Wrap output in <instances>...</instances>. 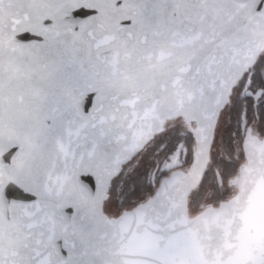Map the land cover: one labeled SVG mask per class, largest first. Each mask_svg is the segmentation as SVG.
<instances>
[{
	"label": "snow or ice",
	"instance_id": "1",
	"mask_svg": "<svg viewBox=\"0 0 264 264\" xmlns=\"http://www.w3.org/2000/svg\"><path fill=\"white\" fill-rule=\"evenodd\" d=\"M0 264H264V0H0Z\"/></svg>",
	"mask_w": 264,
	"mask_h": 264
}]
</instances>
